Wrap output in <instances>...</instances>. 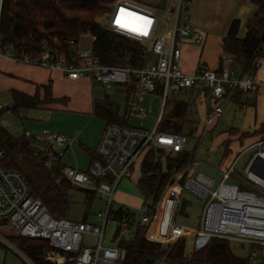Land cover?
Instances as JSON below:
<instances>
[{
    "label": "built area",
    "instance_id": "built-area-1",
    "mask_svg": "<svg viewBox=\"0 0 264 264\" xmlns=\"http://www.w3.org/2000/svg\"><path fill=\"white\" fill-rule=\"evenodd\" d=\"M190 2L157 0L154 5H147L140 0H117L104 13L100 22L103 27L143 46L145 61L140 67L106 65L94 55L91 46L85 50L78 46L69 56L44 42L40 54L32 56L14 51L4 45L0 37V58L58 70L71 80L88 77L107 87L117 85L121 90L131 87L138 95L153 94L160 88L163 103L152 129L106 124L88 168H62L63 177L73 187L96 192L106 200V210L98 214L102 220L100 224L54 217L33 194L27 177L7 165V151L0 146V245L16 251L28 264L37 263L13 243L14 237L46 241L52 250L44 259L51 264H120L125 257L120 240L132 238L134 233L129 230L138 224L150 225L151 240L171 241L177 236L188 235L187 229L176 224V216L184 191H191L204 201L198 228L194 230L192 252L204 249L213 238L226 239L230 244L236 242L248 246L247 255L239 256L246 258L248 264H264V176L262 168L256 164L257 158L264 160L261 141L256 143L257 150L244 172L236 170L239 155L221 172L219 180L188 171L184 183L180 184L176 176L174 183L165 189L155 213H151L147 203H143L139 219L128 209L122 208L119 214L114 212L112 220L118 223L116 232L120 230V233L117 237L114 235L112 245L104 243L115 205V192L121 182L132 179L145 154L150 149L173 153L184 150L186 135L158 129L168 99L176 92L199 89L210 97L207 123H213L224 114L222 101L230 89L251 94L261 86L253 75L236 74L233 56L225 51L221 53L218 69L199 62L195 71L188 74L179 67L185 40L190 39L196 45L205 42V36L192 27ZM145 20L151 21L147 25V35L142 34ZM69 43L73 44L72 41ZM149 53L153 58L147 61ZM129 107L135 108L140 117L147 114L134 99L129 102ZM3 108L0 105V110ZM24 135L32 150L44 157V166L51 172L61 163L65 150L74 140L67 134L53 131L25 132ZM234 175L240 183L230 182ZM172 197H175L173 204L170 202ZM126 231L129 236H122ZM85 236L96 237L97 243L85 244Z\"/></svg>",
    "mask_w": 264,
    "mask_h": 264
},
{
    "label": "trees",
    "instance_id": "trees-1",
    "mask_svg": "<svg viewBox=\"0 0 264 264\" xmlns=\"http://www.w3.org/2000/svg\"><path fill=\"white\" fill-rule=\"evenodd\" d=\"M116 1L0 0V37L4 45L18 53L37 56L45 42L71 56L77 51L83 35L89 34L93 37V53L102 63L140 67L145 61L143 46L103 27L98 21V16L108 12ZM252 1L256 10L246 24L245 35L239 36L240 21L235 19L230 23L223 40V51L233 56V70L239 76L254 75L259 60L264 57V0ZM11 94L13 104L9 110L17 113L21 109H33L56 102L50 86H44L43 97L17 90H12ZM153 94L161 97L160 88ZM243 94L232 88L227 96L234 98ZM187 108V102L176 101L169 113H162L158 129L183 134ZM94 110L107 124L128 126L124 118L119 117L117 105L111 102L108 95L94 101ZM0 146L7 151V165L27 177L33 194L42 200L48 211L54 217H66L71 203L69 192L75 187L63 177L64 165L57 164L53 172L47 170L43 163L44 157L32 150L25 135H14L2 125ZM164 151L167 150L150 149L145 154L140 164L141 175L136 183L151 213H155L165 189L179 173H182L179 183H184L193 162V155L185 150L178 153L168 151L163 158ZM121 209L116 213L119 214ZM132 230V238L120 240L119 245L125 249V257L120 264H248L246 258L232 252L230 242L226 239L213 238L207 247L189 254L186 252V235L177 236L171 241H156L150 239V225L138 224ZM119 233L120 230L115 236ZM13 243L37 264H51L44 259L46 252L52 250L46 241L14 237Z\"/></svg>",
    "mask_w": 264,
    "mask_h": 264
},
{
    "label": "crops",
    "instance_id": "crops-1",
    "mask_svg": "<svg viewBox=\"0 0 264 264\" xmlns=\"http://www.w3.org/2000/svg\"><path fill=\"white\" fill-rule=\"evenodd\" d=\"M190 6L192 27L205 36V42L202 45H196L190 39L185 40L182 45L179 67L188 74L195 71L199 62H204L211 68L218 69L220 66V56L223 52V40L228 32L230 23L235 19L240 21L239 36L243 37L246 32V24L254 14L256 5L252 0H191ZM1 60H4V63L9 65L6 74L8 75L7 80L9 81L8 88H10L11 91L17 90L28 95L38 94L40 97H43L44 86L51 87V95L56 99V102L44 104L37 108L61 109L69 113L82 115L85 117L87 123H91L97 118L102 119L104 124L95 126L90 133L87 134L86 127L79 131L78 147L75 146L77 142L76 136L71 135L74 129L68 126V120L66 119H62L65 122L57 121L51 125H47L46 123L48 122H45L42 124L41 128L32 130L40 132L53 131L71 135L74 140L71 147L68 149H71L73 146L76 153L83 150L85 152L84 154L87 156V163L85 166L75 163L72 167L86 170L90 164L92 152L97 147L103 129L107 124L105 119L94 110V101L102 99L94 98L91 95L87 97L84 95L81 99H75L67 93V88L69 85L87 86L88 82L94 87L95 81H92L88 77L71 80L58 70H49L39 66L16 63L4 58H1ZM253 76L261 84L257 92L238 95L237 97L234 96V98H232L231 95L227 96L222 101L224 114L213 123H207V111L210 105V97L199 89L184 91V96L174 94L171 98L173 100L169 110L167 111L165 108L163 111V114L164 112L169 113L174 103L178 100L187 102L188 108L183 124V134L185 121L195 123V120H198L199 126L196 128V131L198 130L199 137H202L204 134L208 135L212 150L216 151L219 147H224V153L221 159L216 161L217 166L223 168H221L215 176L203 171L199 173H203L212 179L219 180L221 172L228 167L226 164L231 161L236 152L255 149L245 163L244 167H247L257 150L255 146L256 143L260 141L263 142L262 147L264 149V57L259 60L257 71ZM120 91L125 95L123 106L112 101L108 96L111 102L117 105L119 117L124 118V123L126 122L128 126L147 129L145 117H140L137 110L135 108L131 109V107L128 108V105L129 102L134 99L138 106H142L143 102L148 101L151 107V102H149L151 98L153 99L151 94L138 95L134 93L131 87H126L123 90L120 89ZM158 98L161 102V97L158 96ZM155 107L157 108V105ZM135 112L136 115H134V117L135 120L138 121L137 123L130 122V118ZM158 112V109H156V112L153 111V114H150V116L154 117V124H156V119L159 116ZM190 118L192 119L190 120ZM25 132L31 133L30 130H26L23 133ZM193 133L194 131L191 130L190 134ZM68 149L65 150V153ZM189 153L192 154L190 151ZM192 155L193 162L191 165L196 161L195 155ZM61 163L64 165L62 160ZM236 170L240 171V169ZM232 179H236V181L230 182L240 183L236 175L230 180Z\"/></svg>",
    "mask_w": 264,
    "mask_h": 264
},
{
    "label": "rangeland",
    "instance_id": "rangeland-1",
    "mask_svg": "<svg viewBox=\"0 0 264 264\" xmlns=\"http://www.w3.org/2000/svg\"><path fill=\"white\" fill-rule=\"evenodd\" d=\"M141 2L147 5H154L157 0H140ZM104 18V14L98 16V21L102 22ZM81 42L79 44L80 50H85L89 48L92 44L93 37L89 34L83 35L81 38ZM153 55L148 54L146 59L147 61L152 60ZM9 65L4 63V60L0 58V105L4 108L0 110V125L8 129L12 134H24L23 132L26 130H30L31 133H38L40 131H32L41 128L42 124L45 122L47 125H51L57 121H63L62 119H66L67 124L73 130L72 136H76V144L78 145L79 140V131L86 127L87 134L90 133L95 126H101L104 123L102 119L97 118L94 121L87 123L85 121V117L82 115H77L73 113H69L63 111L61 109H43V108H33V109H21L19 112H12L9 108L13 104V98L11 94V89L8 88L9 81L7 80L8 75L6 74L8 71ZM93 88V89H92ZM68 91V92H67ZM67 93L71 95L72 98L81 99L84 95L93 96L94 98L104 99L107 95L110 99L116 102L119 105L123 106L125 101V95L120 91L117 85H112L107 87L102 83L95 82L94 87L89 84L88 85H80V86H72L69 85L67 88ZM176 95L184 96V92H176ZM151 107L149 106L148 101L143 102L142 106L146 109L147 116H145V123L147 129H152L154 124V117L152 115L153 111L156 112L158 109V113L161 112L162 107V99H160L156 94H151ZM173 99H168L166 102V110H169V107L172 103ZM227 103V102H226ZM157 105V108L155 107ZM165 113V112H164ZM166 114V113H165ZM71 115V116H69ZM134 115L130 118V122H138L135 120ZM50 118V119H49ZM144 118V117H143ZM192 118H190L191 120ZM195 120V119H194ZM70 121V122H69ZM199 126L198 120H195V123L185 121L184 127V135L187 136V142L185 143V150L192 152L195 155L196 161L193 165L188 168L189 172H192L193 175L203 171L210 175L215 176L216 173L223 167H218L216 161H219L224 153V147H219L216 151L212 150L210 146L209 136L204 134L202 137H199L198 130L196 128ZM193 130L194 133L190 134V131ZM42 131V130H41ZM77 131V132H76ZM76 132V133H75ZM68 135V136H71ZM71 136V137H72ZM78 147V146H77ZM80 148V147H79ZM255 150V149H254ZM252 149H248L245 151H238L234 154L231 161L226 164L229 168L236 158L240 155L238 162H236V169H240L241 172H244L246 167L245 163L248 161L251 154H253ZM85 152L81 150V152L76 153L75 148L72 146L71 149H68L65 155L62 158V162L66 166H74L75 163H78L81 166H85L87 163V156L84 154ZM168 154V151H164L163 158L165 155ZM143 158L140 160V164L142 163ZM225 167V166H224ZM225 168L224 170H226ZM193 170V171H192ZM141 175L140 166L135 170L132 179L125 180L122 182L117 191L114 195V207L112 209L111 218L107 225V231L104 243L105 245H112L113 237L115 235L118 223L113 218V213L118 211L120 208L128 209L135 214V216L139 219L142 216V205L145 202L144 198L138 191L136 187V183ZM182 176V173L177 175L178 178ZM230 181H236V179H232ZM89 195L90 197H87ZM183 196L187 198L191 205L187 206V213L188 217L179 215L177 212L176 216V224L179 226L184 227L188 230V235L186 236V252L191 253L193 249V242H194V230L198 228L199 219L203 207V199L197 196L195 193L191 191H184ZM69 200H70V207L67 212L66 217L73 221H82L87 220L91 223L100 224L102 220L98 218V214L100 212H104L107 208L106 200L100 195L96 194V192H91L89 194L84 189L73 188L69 192ZM171 204L175 202V197L171 198ZM171 205H169V208ZM130 233L133 230H129ZM129 231H126L122 234L124 237L129 236ZM97 238L94 236H85L84 241L87 245H94L97 243ZM232 252L237 256H246L248 252V246L242 245L236 242H231L230 244ZM47 251L46 254L50 253ZM0 264H28L26 260L21 258L16 251L0 245Z\"/></svg>",
    "mask_w": 264,
    "mask_h": 264
},
{
    "label": "water",
    "instance_id": "water-1",
    "mask_svg": "<svg viewBox=\"0 0 264 264\" xmlns=\"http://www.w3.org/2000/svg\"><path fill=\"white\" fill-rule=\"evenodd\" d=\"M256 164H258L262 169V175L264 176V160L261 158H257L256 159ZM254 170V169H253ZM191 205V202L187 199V198H183L180 202V206H179V210H178V214L188 217V213H187V206Z\"/></svg>",
    "mask_w": 264,
    "mask_h": 264
},
{
    "label": "snow or ice",
    "instance_id": "snow-or-ice-1",
    "mask_svg": "<svg viewBox=\"0 0 264 264\" xmlns=\"http://www.w3.org/2000/svg\"><path fill=\"white\" fill-rule=\"evenodd\" d=\"M144 23H145V27H144V30H143L142 34L147 35V25H149L151 23V21L145 20Z\"/></svg>",
    "mask_w": 264,
    "mask_h": 264
}]
</instances>
